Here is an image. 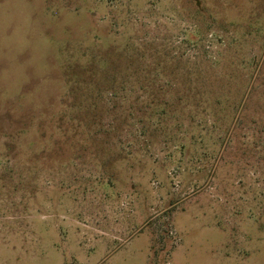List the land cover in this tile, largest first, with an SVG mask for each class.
<instances>
[{
    "label": "rangeland",
    "instance_id": "obj_1",
    "mask_svg": "<svg viewBox=\"0 0 264 264\" xmlns=\"http://www.w3.org/2000/svg\"><path fill=\"white\" fill-rule=\"evenodd\" d=\"M0 264H264V0H0Z\"/></svg>",
    "mask_w": 264,
    "mask_h": 264
}]
</instances>
